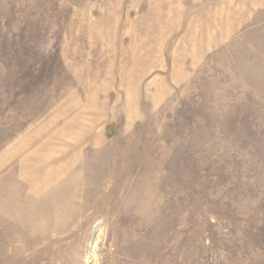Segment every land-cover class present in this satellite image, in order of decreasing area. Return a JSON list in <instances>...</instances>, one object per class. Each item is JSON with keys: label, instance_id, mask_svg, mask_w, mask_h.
Returning <instances> with one entry per match:
<instances>
[{"label": "rangeland", "instance_id": "1", "mask_svg": "<svg viewBox=\"0 0 264 264\" xmlns=\"http://www.w3.org/2000/svg\"><path fill=\"white\" fill-rule=\"evenodd\" d=\"M0 264H264V0H0Z\"/></svg>", "mask_w": 264, "mask_h": 264}, {"label": "water", "instance_id": "2", "mask_svg": "<svg viewBox=\"0 0 264 264\" xmlns=\"http://www.w3.org/2000/svg\"><path fill=\"white\" fill-rule=\"evenodd\" d=\"M98 226V225H97ZM96 232V228H95V230H94V233Z\"/></svg>", "mask_w": 264, "mask_h": 264}, {"label": "bare ground", "instance_id": "3", "mask_svg": "<svg viewBox=\"0 0 264 264\" xmlns=\"http://www.w3.org/2000/svg\"><path fill=\"white\" fill-rule=\"evenodd\" d=\"M98 228V227H97ZM90 257V256H89Z\"/></svg>", "mask_w": 264, "mask_h": 264}]
</instances>
